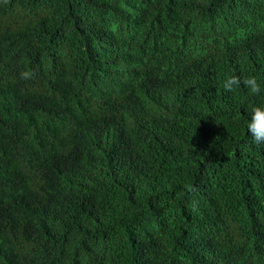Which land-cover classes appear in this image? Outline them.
<instances>
[{"label":"trees","instance_id":"16d2710c","mask_svg":"<svg viewBox=\"0 0 264 264\" xmlns=\"http://www.w3.org/2000/svg\"><path fill=\"white\" fill-rule=\"evenodd\" d=\"M256 106L264 0H0V264H264Z\"/></svg>","mask_w":264,"mask_h":264},{"label":"clouds","instance_id":"9594fccd","mask_svg":"<svg viewBox=\"0 0 264 264\" xmlns=\"http://www.w3.org/2000/svg\"><path fill=\"white\" fill-rule=\"evenodd\" d=\"M33 76L34 73L31 71L20 73V79L22 80H30ZM241 83L249 89L251 95L260 93V85L254 76L241 79L238 76L231 75L227 77L222 86L225 91L231 92L235 87L240 86ZM247 132L256 144L264 143V106L253 107L250 121L247 124Z\"/></svg>","mask_w":264,"mask_h":264}]
</instances>
